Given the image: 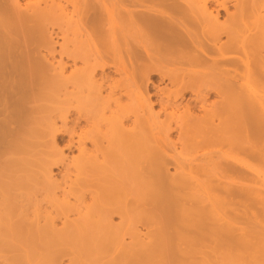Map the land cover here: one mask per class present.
Segmentation results:
<instances>
[{"label": "bare ground", "instance_id": "6f19581e", "mask_svg": "<svg viewBox=\"0 0 264 264\" xmlns=\"http://www.w3.org/2000/svg\"><path fill=\"white\" fill-rule=\"evenodd\" d=\"M2 179L0 264H264V0H0Z\"/></svg>", "mask_w": 264, "mask_h": 264}, {"label": "rangeland", "instance_id": "374dc122", "mask_svg": "<svg viewBox=\"0 0 264 264\" xmlns=\"http://www.w3.org/2000/svg\"><path fill=\"white\" fill-rule=\"evenodd\" d=\"M231 10H232V8H231ZM55 36H53V39L55 40V41H58L57 39L58 38H54ZM59 43H60V40L58 41ZM119 47H117V49H118ZM67 49H71V47H67ZM59 50H60V48L56 45V46H54V54H53V57H54V61H58L59 60V58H60V55H59ZM62 57V59H63V61L64 62H66V59H65V57L64 56H61ZM106 73H109V75H111L114 79H117L118 77L111 71V70H106L105 71ZM157 79V80H156ZM158 76H156V77H154V79L152 78L151 79V81L153 82V83H155L154 85L155 86H158V88H163L164 87V89H167V88H169V85L167 84V82H160V81H158ZM160 82V83H159ZM162 83V84H161ZM165 84H167V85H165ZM160 85V86H159ZM152 92V94L154 93V90H151ZM188 98H190V94H187L184 98H183V103H185L187 100H188ZM155 99V100H154ZM152 98L151 100H152V102H154L153 103V110H154V112L155 111H157V110H159V108H158V104H156L157 102H156V97L155 98ZM125 99H123V101H124ZM216 99H215V97H212L211 96V98L209 97L208 98V103L209 102H214ZM125 103H128V102H126L125 101ZM155 105H156V107H155ZM71 119V118H70ZM128 124H130L129 122H127ZM57 124H58V126L60 125V123L59 122H57ZM81 125L83 126L84 124L83 123H81ZM176 136V133L174 132V133H172L171 134V139L173 140H175V137ZM62 138L64 139V140H62V143H61V141H58V143L56 142V146H57V148L59 149V150H61L62 151V153H63V156H65V157H67V160H69V158H71V156H76V151L73 149V150H71V152L69 151L68 152V150L66 149V147H65V141H66V136H62ZM177 146V149H179V145L177 144L176 145ZM89 147V146H88ZM42 149H45L46 150V148H40L39 150H42ZM67 162V161H66ZM58 164V165H57ZM57 165V166H56ZM53 166H55V167H52V165H51V174H50V176H51V179H50V181L48 180V181H44V179L42 178V173H40V172H38V170H36V168H35V170H33V171H35V172H38L37 173V175H38V177H34V175L33 174H30V176L31 177H33L34 179V181L33 182H30L29 183V181H31V180H29V181H24L25 182V186H18V187H15V188H13L11 191L9 190V192L12 194V196L14 197V199H16L15 201V204L16 203H18V204H20V205H24L25 204V206L27 207L26 209H28V211H29V209H30V211L28 212L30 215H31V211H33V210H35L37 207H39V208H42L43 210H44V208H47V211H52L53 209H51V208H53V205H55L54 204V199H55V197H60V194H61V190H60V188L58 189V190H54V188L52 187V186H49L50 185V183L49 182H51V183H53V180L55 181V183L56 184H63V181H65V180H69V178H74V176H75V171L73 170V169H71L70 168V173L68 172H66L65 170H63L62 168H61V166L62 165H60L59 163H56V164H53ZM38 167V166H37ZM65 171V172H64ZM119 171V170H118ZM117 171V173H116V171H115V174L117 175L118 173L120 174V172H118ZM169 172L170 173H172L173 171L170 169L169 170ZM66 173V174H65ZM19 174V175H18ZM17 175H16V178H18L17 176H22L23 177V175L24 174H22V173H18ZM35 174V176H36V173H34ZM64 174L66 175V176H68V178H66V176H64ZM15 176V175H14ZM28 176V175H27ZM62 176H63V178H62ZM117 176H120V175H117ZM19 177V178H20ZM24 177H26V175H24ZM65 179V180H64ZM52 180V181H51ZM7 182L8 180H4V179H2L0 182ZM10 181V180H9ZM23 182V183H24ZM46 183H49V184H46ZM47 186H49L48 187V189L46 188ZM60 186H62L63 187V185H60ZM6 187V186H5ZM52 187V188H51ZM8 189H11V187L9 188V187H7ZM53 189V192L54 191H56V193L54 192H52L51 190ZM4 191H8L6 188L5 189H3ZM3 191V192H4ZM52 194V195H51ZM54 194H55V196H54ZM2 195V196H1ZM3 196H4V194L2 193V191H1V189H0V197H2L1 199H0V204H2L3 203ZM57 197V198H58ZM53 198V199H52ZM61 198V197H60ZM52 199V200H51ZM59 199V198H58ZM1 201H2V203H1ZM18 201V202H17ZM42 202V203H41ZM70 202L71 203H74V200L71 198L70 199ZM38 203H40V204H38ZM49 203V205H47ZM6 204V203H5ZM5 204H2L1 205V207H0V209H3V207L4 206H6ZM38 205V206H36V205ZM4 205V206H3ZM17 205V204H16ZM42 205V206H41ZM24 206V207H25ZM32 206V207H31ZM33 206H34V208H33ZM30 207V208H29ZM31 208H32V210H31ZM70 218L72 219V218H75V215H71L70 216ZM113 225H118L119 223H120V220H119V218L118 217H114V218H112V222H111ZM56 225H57V227L58 228H60L61 227V222L60 221H57L56 222ZM138 229H140V227L138 228ZM126 242H129V239L128 238H126L125 239V243ZM3 254V255H2ZM0 256H2V257H5L6 256V258H7V256H9V255H5L4 253H0ZM62 264H69V262H68V258L66 257V258H64L63 260H62Z\"/></svg>", "mask_w": 264, "mask_h": 264}]
</instances>
